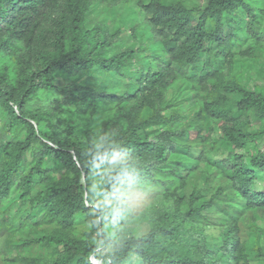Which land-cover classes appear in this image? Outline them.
I'll return each instance as SVG.
<instances>
[{
	"label": "trees",
	"instance_id": "obj_1",
	"mask_svg": "<svg viewBox=\"0 0 264 264\" xmlns=\"http://www.w3.org/2000/svg\"><path fill=\"white\" fill-rule=\"evenodd\" d=\"M95 4L142 15L139 46L105 20L87 27ZM244 36L264 46L251 0H0V264H261L234 209L207 215L224 188L203 195L221 145L244 212L264 211V87L237 71L254 51L236 50ZM175 90L190 97L177 105ZM134 193L154 201L140 236Z\"/></svg>",
	"mask_w": 264,
	"mask_h": 264
},
{
	"label": "rangeland",
	"instance_id": "obj_2",
	"mask_svg": "<svg viewBox=\"0 0 264 264\" xmlns=\"http://www.w3.org/2000/svg\"><path fill=\"white\" fill-rule=\"evenodd\" d=\"M173 2L176 0H172ZM185 3L192 7L193 5H206L208 0H184ZM255 4L264 7V0H251ZM131 8H137L136 3H133ZM138 21L143 20L144 17L138 14ZM105 20L108 24L110 30L112 32L120 29L122 31L121 37V45L125 46L129 45L133 48H137L139 46V37L133 35L131 33V27L136 26L138 21L136 18L131 17V9L125 5H121L117 13H112L109 11L108 6L102 4H95L92 10L88 15V23L87 27L91 28L95 23ZM245 44L244 46L238 47L236 50L243 51L248 48L253 47L254 51L250 56H240L237 62V71L242 70L241 65L244 66V63H248L247 75L250 76L251 81L250 85H255L256 82L260 84V86L264 87V46L261 47V42L257 43L255 40L251 38H247L244 36ZM125 44H124V43ZM264 44V41L262 42ZM69 76L66 74H56V81L58 84L65 85L68 81ZM241 80L244 79L243 76L240 77ZM125 88V87H124ZM124 88L116 89L117 92H124ZM190 97V94L187 92H183L181 90L172 91L169 94V100L175 104H181ZM260 146H264V140L258 141ZM253 146V144H251ZM229 149L227 147H223L220 145L219 149L212 153V160L219 162L216 165H213L210 170L212 173L211 184L214 190L205 189L203 195L206 197H210L215 193V189L224 188L222 192V196H218V201H216L214 208L211 211L207 212V215H215L223 212H228L227 210L234 209L237 212V217H239V224L241 226V230L236 232L237 236H241V241L246 242L248 247L251 250L252 260L254 262H258L264 264V257L258 254V250L261 249L264 251V211H259L255 214L250 215L247 212H244L245 203L242 197L232 191V185L228 177V167L224 166L223 161L227 159ZM194 156L198 155L199 149L194 150ZM171 157L174 160L180 159L184 165L183 167L187 170H192L191 174H194V168L199 167L200 172H203V165H199V161L195 158L188 157L187 155H177L172 154ZM232 161V160H231ZM221 162V163H220ZM205 176H203L200 181V187H205ZM262 188L264 189V182L261 183ZM130 202L133 204V207L136 210V217L132 219V223L130 225V229L134 231L136 235H143L150 232L153 221L156 220L153 215V211L149 209L150 204L153 203V198L149 196H145L141 193H134L133 197L130 199ZM202 203L201 199L197 202V205L200 206ZM184 209H187V204L184 205ZM13 210H18L17 205L13 206ZM17 215V214H16ZM250 215V216H249ZM236 218L235 215L232 219ZM253 219L252 222H249V219ZM15 219V217H14ZM16 220V219H15ZM16 222V221H15ZM218 228L216 224H212L209 229L208 238L212 241H218L222 244V237L215 233V229ZM100 254H105V251H100ZM93 261L98 264L100 261L96 257H92ZM135 263V259L133 260Z\"/></svg>",
	"mask_w": 264,
	"mask_h": 264
}]
</instances>
